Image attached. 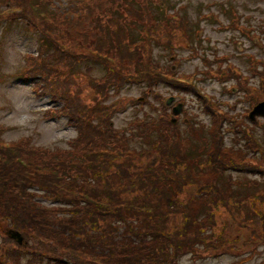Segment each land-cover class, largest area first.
<instances>
[{
    "label": "trees",
    "instance_id": "16d2710c",
    "mask_svg": "<svg viewBox=\"0 0 264 264\" xmlns=\"http://www.w3.org/2000/svg\"><path fill=\"white\" fill-rule=\"evenodd\" d=\"M132 1L145 4L151 0H93V8L72 21V26L66 28L69 21H64L59 27L48 28L72 40L65 43L67 47L43 32L53 53L47 54L41 47L37 57H26L23 79L36 84L39 95H52L63 102L60 109L48 114L66 117L77 131L69 148L52 150L35 145L29 136L6 141L8 129L0 124V227L18 231L26 243L33 244L27 252L33 257L28 264H40L45 258L56 264H175L176 258L189 250L194 251L193 256L222 250L236 253L254 242L264 243V227L259 228L264 216L256 225L245 215L250 217L248 210L256 212L255 206L264 207V192L251 191L261 190V182L256 179L244 184L231 176L226 179L227 189L212 184L222 171L255 169L252 174L264 177V156L258 162L261 169L245 167L250 165L245 161L247 153L234 147L224 149L220 126L209 138L204 126L196 129L190 124L192 133L199 130L204 134L205 144L198 146L166 119L161 124L130 119L121 129L113 125L114 116L129 104L121 97L104 101L112 93L119 95L126 86L147 84L145 98L162 80L174 90L186 89L171 70L172 80L161 76L160 63L155 66L143 58L148 36L141 42L130 41L127 32L134 21L129 19L134 18L135 26L141 21V31L154 35L157 28L145 21L159 18L153 9L129 7ZM155 1L163 0L151 4ZM19 15L12 19L37 26L27 12ZM155 23L162 25L164 20ZM89 60L106 65V75H86V82L83 75L72 71ZM86 71L89 74L91 69ZM85 85L95 91L90 102L84 96ZM128 100L140 104L138 99ZM164 104L162 100L163 108ZM135 137L144 146H134ZM236 144L239 148L240 142ZM252 144V149H259L261 140ZM233 184L239 189L245 185L246 192H236ZM39 194L49 197L52 206L41 204ZM221 209L228 211L233 226L247 229L253 237L239 234L233 240L224 236L226 230H213L223 220ZM235 211L245 214L236 215ZM7 240V246L28 248L26 243ZM5 245H0V264H18L22 253H16V248L6 251Z\"/></svg>",
    "mask_w": 264,
    "mask_h": 264
},
{
    "label": "rangeland",
    "instance_id": "374dc122",
    "mask_svg": "<svg viewBox=\"0 0 264 264\" xmlns=\"http://www.w3.org/2000/svg\"><path fill=\"white\" fill-rule=\"evenodd\" d=\"M65 1L0 0V15L3 16L2 18L0 16V124L8 129L4 135L8 142L29 136L35 145L54 150L69 148V142L77 137V131L66 117L48 114L50 111L60 109L63 102L55 101L50 96L39 98L35 94L36 84L25 83L19 79L26 66V57L38 56L37 53L42 46V35L39 30H45L55 40L57 39V43L62 47H67L65 43H71L72 40L63 39L59 32L54 34L49 32L48 28H56L62 22L69 21L66 27L68 28L72 26V21L87 14L88 8H93V0H67L69 4L64 3ZM152 2L153 0L139 4L132 1L129 2V7L141 11L153 9L159 18L151 17L145 21V25L155 26L157 31L153 33L154 35H149L148 31L146 33L141 31L144 26L141 21L135 26L134 18H127L134 21V27L127 32L128 37L133 39L130 41L141 42L148 36L149 39H146L143 45L147 47L142 52L143 58L155 66L160 63L162 77L172 80L169 71L173 70L175 78L180 80L182 82L180 85L186 89L174 90L166 86L162 80L158 86H152L155 91L146 101H142L136 107L128 105L125 112L117 113L112 119L113 125L119 129L125 128L132 116H138L145 121L152 119L159 124L162 119L175 120L180 134L191 138L198 146L205 144L202 139L204 134L199 130L192 133L190 124H194L196 129L204 126L207 134L205 136L209 138H212L211 132L220 126L224 149L234 147L237 151H245L247 153L245 161L250 162V165L245 167L261 169L262 165L258 163L261 157L252 156V148L248 143L253 140V134L258 137H256L258 141H263L264 117L258 115L255 121L257 124L253 121L255 124H251L248 116L252 109L264 103V0H163L155 1L154 5ZM20 12L25 14L27 12L35 20L37 24L33 26L36 28L35 31L24 19L10 20L12 16L20 17ZM157 20H164V23L156 25ZM113 29H110L111 35L114 34ZM111 45L110 43L109 46ZM89 68L91 72L88 74L86 69ZM107 70L106 65L89 60L72 71L83 75L84 81L88 82L86 75L102 78ZM69 76L73 77L71 71ZM146 86H126L125 89H121L119 95L115 93L109 95L104 104L120 97L130 104L128 99L143 97L147 90ZM196 90L206 98L207 105L196 97ZM94 92V89L84 86L87 102L94 99ZM168 96L175 99L169 107L165 105L164 111L161 101ZM178 107H181L180 114L175 116L172 108ZM239 117L244 121L240 129L237 124ZM138 138L135 137L132 144L139 148L144 146V143ZM235 140L240 142L239 148ZM253 170L255 169L241 173L222 171L214 177L212 184L223 188L226 186L227 189L229 183L226 179L229 181L231 176L233 180L238 179L244 184L258 179L262 184L261 190L252 188L251 191L264 192V177L252 174ZM234 186L236 192H246L245 185L241 189L237 188V184ZM227 191L233 192L231 189ZM37 199L43 205L52 206L49 197H41L39 194ZM255 207L258 208L256 212L248 210L250 217L244 214L257 225L256 220L264 216V207L261 205ZM257 213L260 215H256ZM235 214L244 215L239 211H235ZM220 215L223 220H219L213 230L217 232L226 230L224 236L233 240L239 234L246 238L253 237V233H249L247 229L239 230V225L233 226L228 211L221 209ZM224 220L230 226H225ZM258 223L260 224L259 219ZM262 227L264 222L259 228L263 230ZM7 230L5 225H1L0 245H5L7 237L18 242L10 237L15 230ZM24 243L26 242L22 236V242L18 244ZM26 245L28 248L25 251L14 247V244L5 245V250L16 248V253L19 251L22 253L18 264L21 261L28 264L33 257L27 252L32 251L34 246L32 243ZM187 252L178 256L175 264H264V243L260 242H254L250 248L236 253L222 250L214 254L193 256L194 251ZM40 264L56 263L45 258Z\"/></svg>",
    "mask_w": 264,
    "mask_h": 264
},
{
    "label": "water",
    "instance_id": "95a60500",
    "mask_svg": "<svg viewBox=\"0 0 264 264\" xmlns=\"http://www.w3.org/2000/svg\"><path fill=\"white\" fill-rule=\"evenodd\" d=\"M170 103V100L168 101ZM180 108H175L174 113L179 114L180 113ZM256 115H263L264 116V103L258 105V107L255 108V110L250 114L251 119L254 120ZM11 238L16 239L19 243L22 242V236L18 231H13L11 233Z\"/></svg>",
    "mask_w": 264,
    "mask_h": 264
},
{
    "label": "flooded vegetation",
    "instance_id": "af4514ba",
    "mask_svg": "<svg viewBox=\"0 0 264 264\" xmlns=\"http://www.w3.org/2000/svg\"><path fill=\"white\" fill-rule=\"evenodd\" d=\"M245 120H246V118H245ZM257 121V120H256ZM251 124H257V122H255V123H252V122H250ZM237 124H239V129L243 126V124H244V121L239 117L238 119H237ZM248 125V124H247ZM253 135H255V134H253ZM256 138V135H255V137H254V139ZM254 139L252 140V141H250L249 143H251V142H253L254 141ZM259 156H264V149H262V151H260V153L258 154ZM257 155V156H258Z\"/></svg>",
    "mask_w": 264,
    "mask_h": 264
}]
</instances>
